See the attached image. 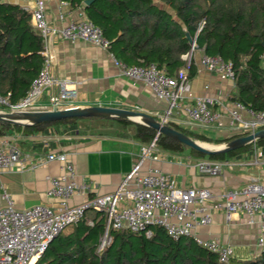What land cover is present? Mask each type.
<instances>
[{
	"label": "trees",
	"instance_id": "trees-1",
	"mask_svg": "<svg viewBox=\"0 0 264 264\" xmlns=\"http://www.w3.org/2000/svg\"><path fill=\"white\" fill-rule=\"evenodd\" d=\"M83 7L109 40V51L127 65L151 63L177 77L182 68L188 80L196 74L190 52L192 40L206 55L220 56L233 65L236 92L231 97L253 110L264 109V0H65ZM44 41L32 22V12L14 0H0V96L11 103L23 99L44 63ZM0 105H2L0 103ZM157 118V117H156ZM158 119V118H157ZM69 125L73 131L130 138L158 151H189L201 159L231 160L243 151L264 146V137L228 152L205 154L143 123L117 116L69 117L54 122L19 125L0 120V136L43 133L46 127ZM168 124L189 137L222 144L240 134L219 139L199 128ZM243 135V134H241ZM107 219L90 210L77 223L61 231L35 264H264V251L252 257L234 253L220 261L217 253L194 238H173L159 225L151 234L110 227V242L100 250Z\"/></svg>",
	"mask_w": 264,
	"mask_h": 264
},
{
	"label": "built area",
	"instance_id": "built-area-1",
	"mask_svg": "<svg viewBox=\"0 0 264 264\" xmlns=\"http://www.w3.org/2000/svg\"><path fill=\"white\" fill-rule=\"evenodd\" d=\"M34 2L32 22L43 37V66L23 99L11 103L0 96V103L11 112L75 107L67 102L76 94V90L69 87L68 81L57 80L52 75L55 55L49 48L50 39H83L107 50L110 42L102 29L86 14L69 19L64 25L57 27L47 20L45 1ZM61 3L69 4L65 0ZM194 45L192 44L189 53L183 55L188 62L195 49ZM112 58L125 76L145 83L159 98L168 102V109L159 117L165 123L171 121L176 112H182L191 124L220 127L223 126L222 117L227 114L230 127L236 133L247 134L264 128V109L253 110L237 100H231L227 106L212 96H193L184 68L177 77H173L153 63L147 66L127 65L113 54ZM261 59L264 61V52ZM201 63L210 72L235 82L230 61L220 56L202 54ZM54 85L60 89L58 93L49 95V105H37L36 101ZM217 103L223 108L220 111L214 109ZM244 113L247 114L246 117ZM157 152L155 140L143 145L141 160L124 177L115 192L92 196L78 204H70L69 199L75 193L85 192L87 185L76 180L74 164L66 153L49 154L48 160L58 159L64 166L61 174L50 177L49 193L56 197L59 203L55 207L34 204L18 208L12 195L4 191V204L0 208V264H35L53 238L68 226L77 223L90 210L102 211L107 219L100 250L110 242V227L129 228L135 232L145 231L150 235L149 226L159 225L171 237H192L202 246L217 253L220 261H227L233 254L231 246L218 240L202 239L195 234L198 226L212 222L211 209H223L228 217L233 213L244 212L249 218V223L259 221L261 231L257 247L264 251V185L261 182L253 179L240 189L226 190L223 199L213 202L210 208L208 201L214 195L209 188L180 186L174 177L159 169H152L144 175L140 173L143 160L147 157L157 159ZM226 163L227 161L200 159L197 161V167L203 174L218 175ZM15 167H26L22 149L12 137L0 136V173Z\"/></svg>",
	"mask_w": 264,
	"mask_h": 264
},
{
	"label": "crops",
	"instance_id": "crops-1",
	"mask_svg": "<svg viewBox=\"0 0 264 264\" xmlns=\"http://www.w3.org/2000/svg\"><path fill=\"white\" fill-rule=\"evenodd\" d=\"M14 1L31 12L35 5L34 0ZM44 1L47 20L57 27L85 14L82 6L64 5L62 0ZM49 48L55 55L53 77L68 81L69 87L76 90V94L68 99V104L127 108L146 112L158 119L168 109V102L159 98L148 85L125 76L114 64L109 50L83 39L60 37L50 39ZM202 54L198 49L192 53L196 67V74L189 79L192 95L212 96L229 106L236 92L235 82L206 69L201 63ZM262 66L264 68V61ZM59 89L56 85L52 86L36 104L49 105V95L58 93ZM214 109L220 111L223 108L217 103ZM0 110L9 111L3 106ZM244 116L247 114L244 113ZM171 121L199 128L207 135L219 139L239 134L230 127L227 114L222 117L223 126L220 127L191 124L182 112H176ZM9 136L20 145L26 167H15L0 173V208L4 204V191L12 195L18 208L34 204L58 205L59 200L49 193L50 177L61 174L64 166L58 159L48 160L49 154L66 153L74 164L76 180L88 187L85 192L75 193L69 199L70 204L81 203L92 196L113 193L141 160L143 146L134 139L85 134L62 124L48 126L43 133L29 136L15 133ZM251 152L243 151L237 158L225 160L227 163L220 174L207 175L197 167V161L201 158L189 151L180 154L158 151L157 159L147 157L143 160L140 173L144 175L152 169H159L174 177L180 186L209 188L214 195L208 201L211 208L213 202L223 199L228 189H240L253 179L264 185V146H256ZM211 212L212 222L198 226L195 229L196 235L229 245L235 255L242 257H252L260 252L257 247L261 231L259 221L249 223L244 212L233 213L230 217L223 209H211Z\"/></svg>",
	"mask_w": 264,
	"mask_h": 264
},
{
	"label": "water",
	"instance_id": "water-1",
	"mask_svg": "<svg viewBox=\"0 0 264 264\" xmlns=\"http://www.w3.org/2000/svg\"><path fill=\"white\" fill-rule=\"evenodd\" d=\"M92 0H86L89 4ZM194 48L197 49L195 40H192ZM89 116H117L134 120L154 128L157 135L166 134L174 139L184 143L185 145L205 154H214L221 152H228L245 146L246 144L255 142L257 139L264 137V128L256 130L255 132L247 133L235 137L231 140L225 141L222 144H211L208 142L193 139L185 133L173 128L168 123L157 119L155 116L143 111L111 107V106H88V107H70L63 109H46L38 111L25 112H4L0 111V120L19 124L31 125L42 122H54L69 117H89Z\"/></svg>",
	"mask_w": 264,
	"mask_h": 264
},
{
	"label": "rangeland",
	"instance_id": "rangeland-1",
	"mask_svg": "<svg viewBox=\"0 0 264 264\" xmlns=\"http://www.w3.org/2000/svg\"><path fill=\"white\" fill-rule=\"evenodd\" d=\"M0 107H2V105H0ZM7 109V108H6ZM211 144H214V143H211Z\"/></svg>",
	"mask_w": 264,
	"mask_h": 264
}]
</instances>
